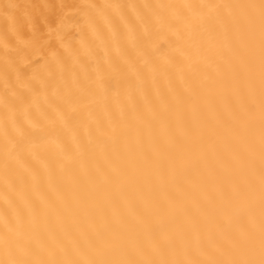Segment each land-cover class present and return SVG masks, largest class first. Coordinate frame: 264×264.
<instances>
[{"label":"bare ground","instance_id":"1","mask_svg":"<svg viewBox=\"0 0 264 264\" xmlns=\"http://www.w3.org/2000/svg\"><path fill=\"white\" fill-rule=\"evenodd\" d=\"M0 264H264V0H0Z\"/></svg>","mask_w":264,"mask_h":264}]
</instances>
